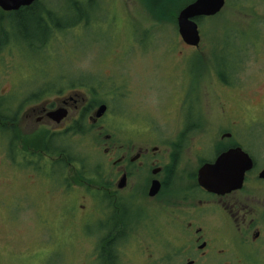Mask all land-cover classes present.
I'll use <instances>...</instances> for the list:
<instances>
[{
	"label": "rangeland",
	"instance_id": "obj_1",
	"mask_svg": "<svg viewBox=\"0 0 264 264\" xmlns=\"http://www.w3.org/2000/svg\"><path fill=\"white\" fill-rule=\"evenodd\" d=\"M191 1L39 0L35 11L0 10V91L5 67L20 76L18 83L27 98L52 87H62L63 94L74 97L81 93L68 86L82 83L91 85L92 108L99 103L108 107L101 134L94 128L58 136V144L68 148L73 161L58 176L34 157L22 166L0 158V264H15L17 259L47 263L45 252L51 246L45 244L49 230L41 232V211L46 218L45 205L51 208L65 201L53 189L55 184L58 189L72 184L75 172L101 169L105 134L112 136L111 146L113 139H141L133 128L145 127L153 130L158 140L154 146L162 155L165 147L158 143L172 132L175 114L192 116L200 106L204 112L210 107L217 112L225 105L222 79L232 85V103L229 98L227 105L234 106L236 119L248 129L243 143L257 167L264 164V0H225L216 15L197 18L198 47L184 44L177 28L179 10ZM151 4L159 7L156 14L148 10ZM5 60L13 63L5 66ZM36 132L28 131V152L44 146ZM143 132L139 134L144 137ZM0 141L4 145L3 135ZM72 186L76 188L72 203H79L81 190ZM54 228L56 246L65 258L64 241L76 233L61 220ZM53 251L47 255L50 259Z\"/></svg>",
	"mask_w": 264,
	"mask_h": 264
},
{
	"label": "flooded vegetation",
	"instance_id": "obj_2",
	"mask_svg": "<svg viewBox=\"0 0 264 264\" xmlns=\"http://www.w3.org/2000/svg\"><path fill=\"white\" fill-rule=\"evenodd\" d=\"M5 62L9 67L13 60ZM12 73L3 67L0 135L5 142L0 141V158L8 165L22 166L34 157L58 176L59 170L73 166L72 156L58 144V136L94 128L101 134L108 107L99 103L92 108L88 100L91 85L82 83L67 85L70 91L81 93L74 97L63 94L62 87H52L27 98L18 83L20 76ZM221 85L227 95L217 112L212 107L204 112L200 106L192 116L175 114L172 132L158 143L165 147L162 155L154 146L158 140L153 138V130L145 127H132L141 139H113L111 146L112 136L105 134L101 169L75 172L72 180L81 190L77 197L81 201L72 203L76 188L71 183L58 189L54 185L65 201L58 204L61 212L57 203L51 208L45 205L46 218L41 211V232L49 230L45 244L54 250V259L47 256L51 251L45 252L46 264H264V178L259 177L264 164L257 167L242 139L248 129L236 119L234 106L227 105L229 98L232 103V85L226 79ZM101 104L106 110L96 118L94 113ZM28 131L42 135L43 150H26ZM142 131L144 137L139 134ZM237 147L253 160L241 187L217 193L201 186L199 169ZM52 193L49 195L57 200ZM60 220L76 233L64 241L68 246L65 258L56 246L54 222ZM37 255L43 257L38 251Z\"/></svg>",
	"mask_w": 264,
	"mask_h": 264
},
{
	"label": "water",
	"instance_id": "obj_3",
	"mask_svg": "<svg viewBox=\"0 0 264 264\" xmlns=\"http://www.w3.org/2000/svg\"><path fill=\"white\" fill-rule=\"evenodd\" d=\"M35 1L0 0V9L17 11L21 7L30 6ZM224 4L225 0H193L183 6L176 17L178 34L182 42L190 46H198L200 33L196 19L217 14ZM105 110V104L99 105L94 113L95 117H100ZM252 166L253 160L249 154L237 147L219 155L215 162L204 164L199 169L198 181L209 191L228 192L241 187L245 172ZM259 177L264 178V169L259 173Z\"/></svg>",
	"mask_w": 264,
	"mask_h": 264
},
{
	"label": "trees",
	"instance_id": "obj_4",
	"mask_svg": "<svg viewBox=\"0 0 264 264\" xmlns=\"http://www.w3.org/2000/svg\"><path fill=\"white\" fill-rule=\"evenodd\" d=\"M158 2H161L162 4H164V1H158ZM39 0H36L31 7H27V8H24V7H21L17 12H22V11H35L36 7H38L39 5ZM157 8L159 9V7L156 5V4H151L148 6V10L155 13L156 14V11H157ZM163 11H165V8H163ZM76 131V130H75Z\"/></svg>",
	"mask_w": 264,
	"mask_h": 264
}]
</instances>
